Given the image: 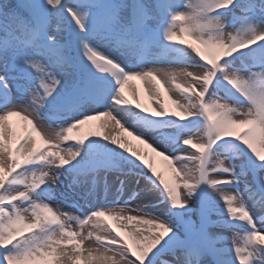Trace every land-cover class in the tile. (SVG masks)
Returning a JSON list of instances; mask_svg holds the SVG:
<instances>
[{
  "label": "snow or ice",
  "instance_id": "snow-or-ice-1",
  "mask_svg": "<svg viewBox=\"0 0 264 264\" xmlns=\"http://www.w3.org/2000/svg\"><path fill=\"white\" fill-rule=\"evenodd\" d=\"M237 9L251 13L239 27ZM140 48L165 58L141 61ZM133 79L155 99L151 111L135 91L125 96ZM159 86L179 93L169 97L175 111ZM128 108L176 124L172 138L126 127ZM12 117L29 126L15 147ZM99 117L103 132L73 135ZM90 137L133 157L158 199L109 207L85 198L81 216L64 211L54 186ZM231 144L244 157L235 164L220 154ZM182 145L198 155L179 154ZM84 241L86 257L76 255ZM70 255L77 264H264V0H0V264Z\"/></svg>",
  "mask_w": 264,
  "mask_h": 264
},
{
  "label": "bare ground",
  "instance_id": "bare-ground-1",
  "mask_svg": "<svg viewBox=\"0 0 264 264\" xmlns=\"http://www.w3.org/2000/svg\"><path fill=\"white\" fill-rule=\"evenodd\" d=\"M240 0H237V3H239ZM235 17L237 19V27H239V25L241 23H243V21L245 19L251 20V13H242L239 9L236 10L235 12ZM179 23V22H178ZM226 25H227V21H226ZM178 30V29H177ZM184 39L187 41V37H184ZM191 42V41H188ZM137 58L141 61H148V60H160V59H164L165 58V53L163 52V50H155V49H145V48H140L137 50ZM149 66H152L151 64ZM176 83H181L183 84L184 81L182 79H177ZM171 86V85H169ZM145 84L143 82H141L138 79H133L129 81V85L125 87V96L128 99L132 98V92L135 91L138 94L140 103L145 107L148 108L149 111H151L152 107L157 106L156 105V101L155 99H151L149 98V94L145 91ZM160 87V92H159V98L161 100L162 103H164V105L166 106V108L172 112L175 111V108L173 107V105L170 102L169 97H171V99H177L179 97V93L176 91L170 92L167 95L165 94V89L163 86H159ZM124 111H127L129 113H131V116L128 118L124 117ZM139 110H135V109H123L120 110L119 115L122 117L123 122L125 123L126 127H130L131 130L136 131L139 135H141L144 138H159L158 137V133H160L159 131L161 129L162 132L165 134V136L168 139H171V133H173L177 127L176 124H172V125H166L164 124L162 121H155L153 120L151 117L146 116L145 114L139 113ZM98 120V119H97ZM106 118L103 117L102 120H98V122H100L101 125H103L105 123ZM95 120H92V122H94ZM187 123V122H185ZM103 129V128H102ZM104 131V129H103ZM117 133H119V130L116 129ZM122 135V133H121ZM128 140H130L131 144L134 147H138L143 149L144 151H148V149L144 148L143 145L138 144L137 141L132 140L130 137H126ZM194 142H195V138ZM105 145L109 147V149L111 150V152H114L115 155L117 157L120 158H124L125 160H127V162L130 165H135L136 163H138L137 161H135V159L133 157H131L130 155L124 153L121 149L117 148L116 146L110 144L109 142L105 141ZM163 142V141H161ZM182 147H184L186 149V152L183 154H192V155H198V153L196 152V150L194 148L191 147V145L187 146V145H182ZM181 154V153H179ZM181 154V155H183ZM221 158H223L225 155L229 156L231 158V162L232 163H237L238 160H242L244 159V157L240 156L235 144H231V145H227L224 148L221 149ZM150 155H153V159L158 167L159 170H163L162 169V160L161 157L159 156H155L154 154L150 153ZM191 167L193 169H195V165H191ZM145 175H146V170H142V166H140L139 168V173L137 174V176L142 177L144 180L145 179ZM174 174L169 170L167 172H165V176L166 178H171ZM130 175H127V177ZM92 177H95V188L94 191H98V192H102L101 190L105 189L106 185L108 184L107 180H101L103 176H100V174L95 173V172H91L89 175H87L84 178L85 181V185L83 186L86 194H89L91 191H93L92 185H91V180ZM127 177L125 178L126 180H124L122 182V184L120 185V190L119 192H113L111 195V199L105 200L104 197L102 199H100L102 196L101 194L99 195V197L95 196L92 197L91 200L90 198H87L91 203L92 206H113L114 204L116 205H126L129 204V202H132L133 204H137V203H142V204H147L149 203L150 200H154L157 199L156 197H153L149 194V191L145 188V186L141 183L139 184L138 182L136 183L135 181H133L131 178L127 179ZM129 178V177H128ZM73 178H69L66 176H61V181L62 183H58L57 185L54 186L53 189V196L57 199V200H62L63 201V208L64 211L69 210V209H77L75 208V206L73 204H71V202L73 201H80L83 200V198L85 197V193L80 192L79 190V184L78 185H74L73 188L69 189L68 185L71 183ZM100 182V183H99ZM178 183H180L179 180H177ZM111 183V182H110ZM113 185H115L114 182H112ZM118 186V185H116ZM242 187V185H241ZM119 188H116V190H118ZM130 190L125 197L122 199L120 198V194L125 193V190ZM99 194V193H98ZM97 194V195H98ZM117 196L119 197V199H117ZM85 202V199H84ZM95 203V204H94ZM84 205V204H82ZM78 213L80 214V216L83 214V209H77ZM96 219V218H94ZM100 225H102L105 228H108L109 230L115 228L117 222L112 221L110 219H108L107 217H100L98 218L97 221ZM123 223V222H120ZM90 230L91 229V226ZM117 231H120V236L122 238V240L127 243V236L125 235V231L126 230H121V229H116ZM86 234V233H85ZM94 234H95V230H94ZM147 234V233H145ZM219 236L222 237L221 234H218ZM228 237L230 238L232 233H228ZM72 245H75L74 242ZM72 245H69L68 248ZM89 246V241H87L85 243V246L83 248V256H87V248ZM94 246V245H93ZM61 264H77V260L74 259V256H69V257H65V259L61 260Z\"/></svg>",
  "mask_w": 264,
  "mask_h": 264
},
{
  "label": "rangeland",
  "instance_id": "rangeland-1",
  "mask_svg": "<svg viewBox=\"0 0 264 264\" xmlns=\"http://www.w3.org/2000/svg\"><path fill=\"white\" fill-rule=\"evenodd\" d=\"M130 116H131V113L124 111V117L125 118H128ZM97 119L102 120L103 117H99ZM97 119H95L94 122L89 121L87 124L82 125L79 129H77L73 133V135H85L86 133H88L90 131L91 132H103L102 125L100 124V122H98ZM5 127H6V130L10 127L16 133V137L13 138V147H15L16 146L15 139L18 138L19 136L23 135L29 126L25 122L20 121L19 118L12 117L9 119V121L6 122ZM34 139L36 140V142L38 144L39 143V137L34 136ZM70 142L74 143V141H70ZM105 143H106L105 140H103L102 138L90 137L88 140H86L84 142L83 145L78 146L81 155L79 157H77V160L73 162V165L69 166L68 169L73 170V171L67 170L65 175H70L72 178L73 177L77 178V173H78L77 170L81 165H83L85 163H89V164L96 163L97 165L101 164L99 158L103 157V156H100V154H103V153L105 155L104 157H106V159H110L112 164L115 165L116 168H118L119 170H126V171L127 170H135L139 167L138 163H136L132 167L127 162V160H125L124 158L117 157L114 152H111V150L109 149L108 146L105 145ZM187 146H189V145H187ZM91 148H95L97 150H94ZM98 149H100L102 152L100 153ZM129 191L130 190H127V192H129ZM68 212H70V211H68ZM75 215H77V214L75 213ZM73 227H75L74 224H73ZM88 230H90L89 226L86 227V229L84 230V232L82 234H85ZM228 233H230V232H228L227 230H222V231L218 232V234H221L222 237H224V236L228 237L229 236ZM77 240H78V238H77ZM73 242H74V244L76 243V241H73ZM86 242L87 241H84V243L81 244V251L79 254H76V255L83 254V248H84ZM68 251L70 254L75 253L74 245L70 246L68 248ZM76 255H70V256H74V259H76ZM62 259H65V257L61 258V260Z\"/></svg>",
  "mask_w": 264,
  "mask_h": 264
}]
</instances>
